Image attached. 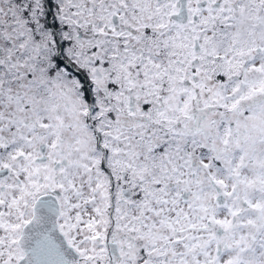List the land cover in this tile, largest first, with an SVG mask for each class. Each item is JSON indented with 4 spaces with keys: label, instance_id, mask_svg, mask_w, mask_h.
Returning a JSON list of instances; mask_svg holds the SVG:
<instances>
[{
    "label": "snow or ice",
    "instance_id": "6c2138e0",
    "mask_svg": "<svg viewBox=\"0 0 264 264\" xmlns=\"http://www.w3.org/2000/svg\"><path fill=\"white\" fill-rule=\"evenodd\" d=\"M0 264H264V0H0Z\"/></svg>",
    "mask_w": 264,
    "mask_h": 264
}]
</instances>
